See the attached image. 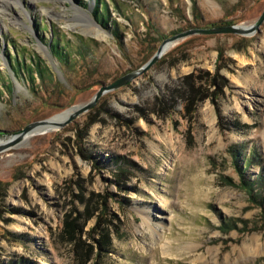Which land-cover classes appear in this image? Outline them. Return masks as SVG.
Here are the masks:
<instances>
[{"label": "rangeland", "instance_id": "rangeland-1", "mask_svg": "<svg viewBox=\"0 0 264 264\" xmlns=\"http://www.w3.org/2000/svg\"><path fill=\"white\" fill-rule=\"evenodd\" d=\"M96 1L11 0L0 13V143L87 103L163 39L247 26L264 9L102 0L103 27ZM55 35L66 64L50 52ZM16 63L47 73L31 81ZM0 264H264V23L183 38L64 128L0 153Z\"/></svg>", "mask_w": 264, "mask_h": 264}, {"label": "water", "instance_id": "water-1", "mask_svg": "<svg viewBox=\"0 0 264 264\" xmlns=\"http://www.w3.org/2000/svg\"><path fill=\"white\" fill-rule=\"evenodd\" d=\"M263 23H264V9L262 13L259 15V17L252 24L247 26L231 24L225 26H214L210 28H193L177 33L169 38H166L161 42V44L157 48L156 52L152 55V57L139 69L133 72H129L128 74L116 79L110 84L102 85L87 103L70 108L71 111L68 113L67 117L62 122L53 121L52 120L53 117H52L46 120L37 121L26 125L23 129L17 131L14 135L10 136L8 140L2 141L0 143V153L7 151L18 145L25 138H27L31 134V132L34 131L36 128L46 127V128H52L51 130H58L64 128L66 125L71 123L75 118L83 114H86L87 112L92 110L105 94L130 84L133 80L137 79L139 76H141L146 71H148L153 65H155L160 60L162 55L171 45H173L175 42L183 38L193 35L208 36V35H229V34L238 35L241 37H247L259 32L260 27L263 25Z\"/></svg>", "mask_w": 264, "mask_h": 264}, {"label": "trees", "instance_id": "trees-1", "mask_svg": "<svg viewBox=\"0 0 264 264\" xmlns=\"http://www.w3.org/2000/svg\"><path fill=\"white\" fill-rule=\"evenodd\" d=\"M97 4H99L101 7L104 8V13H102V11H95V19L98 21V23H100V25H102L103 27L107 26V18L108 16H104V14H107V7L105 5L104 2H102V0H97L96 1ZM220 23H218V25H213L214 26H219ZM231 23H224V25H229ZM221 25V24H220ZM164 40V39H163ZM50 52L52 54V56L60 63L66 64L68 61V53H67V45L66 42L63 39H58L55 35L54 38H52L51 40V44H50ZM14 66V65H13ZM37 69L34 71L33 70V65L31 64L30 66L26 67L23 64L19 65L18 63L15 64V69L18 72V70H22L26 73L27 76H29V79L31 81H33V72H35L34 74L38 75L37 77L41 80H43L45 74L47 73L46 69L40 70L41 68L39 67V64H36ZM232 155L233 157L237 160L240 156L242 157V159L244 160V162H247V159L249 160L248 157L244 158L243 155V151L241 150V146H234L232 149ZM248 163H246L247 165ZM238 172L241 173L242 172L240 170V167H238ZM242 178V177H241ZM241 185H243L244 189H248L249 191H252L251 188L253 187V183H249L246 182L245 180L242 179L241 181Z\"/></svg>", "mask_w": 264, "mask_h": 264}, {"label": "bare ground", "instance_id": "bare-ground-1", "mask_svg": "<svg viewBox=\"0 0 264 264\" xmlns=\"http://www.w3.org/2000/svg\"><path fill=\"white\" fill-rule=\"evenodd\" d=\"M10 1L11 0H0V13H2V11L4 10L5 11V8L7 9V7L9 6L10 4ZM46 11V10H45ZM48 12V11H47ZM46 12V13H47ZM71 111V109H68L67 111H64L62 114L60 115H57L55 117L52 118L53 121H56V122H62L68 115V113ZM52 128H46V127H39V128H36L34 131L31 132V135L37 133L38 131H45V130H51ZM48 133V132H47ZM28 136V137H29ZM27 137V138H28Z\"/></svg>", "mask_w": 264, "mask_h": 264}]
</instances>
